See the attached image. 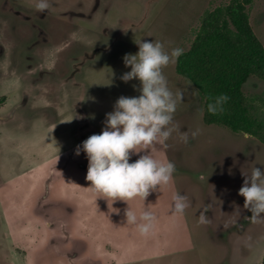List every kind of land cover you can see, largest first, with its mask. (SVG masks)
<instances>
[{"label": "rangeland", "instance_id": "1", "mask_svg": "<svg viewBox=\"0 0 264 264\" xmlns=\"http://www.w3.org/2000/svg\"><path fill=\"white\" fill-rule=\"evenodd\" d=\"M231 1L49 0L41 12L35 0H0V264H262L264 221L247 218L239 188L244 174L264 169V145L206 123L205 100L178 73V59L163 72L184 94L174 122L188 139L174 131L167 147L150 146L175 164L172 181L145 199L157 217L151 234L125 225L127 202L111 212L87 188L88 160L75 151L102 131L120 96L140 94L138 79H121L135 39L187 52L206 11ZM248 11L264 46V0ZM243 92L264 95V81L249 77ZM177 192L188 207L173 216ZM129 203L137 214L144 206L139 197Z\"/></svg>", "mask_w": 264, "mask_h": 264}, {"label": "clouds", "instance_id": "2", "mask_svg": "<svg viewBox=\"0 0 264 264\" xmlns=\"http://www.w3.org/2000/svg\"><path fill=\"white\" fill-rule=\"evenodd\" d=\"M34 6L41 12L51 7L49 0H35ZM134 42L138 45V52L123 57L130 71L123 73L121 79L124 82L138 79L140 94L120 96L113 111L106 113L102 131L90 135L75 151L76 155L83 151L88 160L86 180L90 185L87 188L100 194L108 205L110 201L111 212H120V209L112 206L115 201L127 202L128 207L124 209L125 225H133L141 235H149L155 229L157 217L152 211L153 204L149 202L146 206L145 199L150 192L159 191L168 185L175 172L174 162L158 158L150 146L159 144L167 147L166 142L174 131L185 142L188 139V132H179L174 122L178 101L182 100L184 94L174 93L169 88L163 72L166 66L176 62L183 49L176 47L168 51L156 39H135ZM197 93L198 90L192 92L193 95ZM229 99L223 93L216 96L207 104V111H223V105ZM198 131L193 130L191 135L195 137ZM142 151L143 154L138 155L137 159H130ZM239 195L244 197V208L251 212L247 218L253 223L264 221V169L254 167L250 176L244 174ZM137 197L144 201L139 214L129 203ZM172 200L171 214L183 215L188 207L187 196L177 192ZM199 219L201 223L206 222L203 212Z\"/></svg>", "mask_w": 264, "mask_h": 264}, {"label": "trees", "instance_id": "3", "mask_svg": "<svg viewBox=\"0 0 264 264\" xmlns=\"http://www.w3.org/2000/svg\"><path fill=\"white\" fill-rule=\"evenodd\" d=\"M252 2L232 0L206 11L191 49L178 58L177 71L199 90L206 108L222 93L230 97L223 111L206 110V123L244 132L264 145V95L243 92L249 77L264 81V46L249 22Z\"/></svg>", "mask_w": 264, "mask_h": 264}]
</instances>
